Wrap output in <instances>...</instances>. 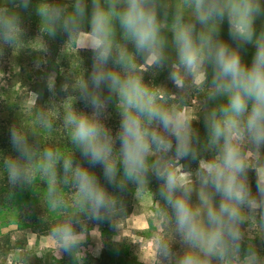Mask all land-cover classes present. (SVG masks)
<instances>
[{
	"label": "clouds",
	"instance_id": "1",
	"mask_svg": "<svg viewBox=\"0 0 264 264\" xmlns=\"http://www.w3.org/2000/svg\"><path fill=\"white\" fill-rule=\"evenodd\" d=\"M30 4L0 2V55L5 47L46 52L43 37L58 30L65 47L92 53L90 72L72 70L59 103L38 105L39 94L29 92L27 121L21 112L10 128L16 154H0V178L33 188L47 214H59L47 232L57 257L83 264L82 245L97 235L87 221L111 220L120 232L126 209L107 184L121 193L132 185L155 204L152 254L141 264H264L252 243L264 240V26L256 29L264 0H37L40 35L25 42L19 9ZM225 21L235 44L220 38ZM245 45L255 48L250 64ZM165 68L175 92L145 79ZM47 89L55 92L54 73ZM113 103L115 135L106 124ZM201 116L203 137L194 127ZM57 129L67 150L55 142Z\"/></svg>",
	"mask_w": 264,
	"mask_h": 264
},
{
	"label": "rangeland",
	"instance_id": "2",
	"mask_svg": "<svg viewBox=\"0 0 264 264\" xmlns=\"http://www.w3.org/2000/svg\"><path fill=\"white\" fill-rule=\"evenodd\" d=\"M36 4L37 0H31L27 10L19 9L25 29V42L34 40L40 35L39 19L35 13ZM260 26H264V18L257 20L256 29L258 30ZM62 35H64V41L59 43L57 69H52L51 64H49L52 43L48 36L43 37L47 47L46 52L25 47L14 53L11 48L5 47L3 54L0 55V154H16L10 143V128L20 121L21 112L27 121L33 107V98L29 92H34V82L40 79L47 80V77L54 73L56 89L54 93L50 92L49 99L44 105L53 102L59 103L64 99L66 93L61 91L58 83L62 82L63 85L70 82L71 71L79 72L80 67L86 72H90L92 53L89 50L77 52L72 44L65 47L68 37L64 32ZM220 38L225 40L226 36H220ZM230 41L231 44H235L231 38ZM31 46L39 47L40 41L32 42ZM254 52L253 45L243 47L241 55L246 63H251ZM38 72L42 73L41 76L38 75ZM145 79L148 82L166 87L172 92L176 91L174 84L168 79L167 68L156 74L148 72L145 74ZM197 102L198 97L194 96L193 104ZM76 107L91 112V108L83 102H78ZM119 121L120 117L114 103L110 104L107 110L106 124L112 129L114 135L119 129ZM194 127L199 130L202 137L205 135L202 116L198 122H194ZM4 136H8L9 139L4 141ZM54 139L61 148L67 150V141L62 130L57 129L54 133ZM76 154L81 157L79 152ZM81 159L83 158L81 157ZM182 163L193 171L198 166V162L191 160L182 161ZM93 171L96 172L101 182H104L102 168L96 166ZM3 178L6 176L0 178V264H76V261L69 254L61 252L59 258L57 257L55 244L47 233L34 232L31 229L32 222L52 220L59 214L55 211L47 214L46 208L39 199L38 192L33 188L26 186L23 191L15 192L14 188L9 186L7 180L5 181ZM150 179V188L156 192L159 182L151 176ZM249 180L253 191H255L254 172H249ZM106 187L110 192L119 194L110 185L106 184ZM129 190L131 192L132 211L128 217L119 221L120 232L113 225V222L104 225L98 224L89 229V233L95 229L97 235L89 234L82 245L84 251L83 264H88L89 257H99L103 253H107L111 257V264H141V260L146 261L151 257L152 234L158 227L154 220L155 204L148 193L136 196L132 185H129ZM31 217L34 218V221ZM117 236H121L122 239L116 240L115 237ZM252 243L264 255V240L257 236ZM174 251H180L178 244L174 245Z\"/></svg>",
	"mask_w": 264,
	"mask_h": 264
},
{
	"label": "trees",
	"instance_id": "3",
	"mask_svg": "<svg viewBox=\"0 0 264 264\" xmlns=\"http://www.w3.org/2000/svg\"><path fill=\"white\" fill-rule=\"evenodd\" d=\"M89 6H90V2H89ZM220 36H224V29L221 27V33ZM227 36H229V30H227ZM230 37V36H229ZM231 38V37H230ZM51 39V45H52V50H51V55L49 56V64H51V68L52 69H57V59L59 58L58 52H59V43L61 41H64V35H62L61 31H57V34L54 37H50ZM41 72H38V75L41 76ZM155 80V79H154ZM59 88H61L62 86V82L58 83ZM33 91L39 94V99L37 100V104L38 105H44L45 103H47L48 99H49V94L50 91L47 89V80H37L36 82L33 83ZM9 138L8 136H4V141H7ZM76 159L81 160V162L87 164V162H85L83 159H81V157H79L76 154ZM5 179V181L7 180V178H3ZM26 186H16L14 188L15 192H21L24 190ZM28 187V186H27ZM39 187V186H38ZM42 187V185H41ZM118 196L122 199L125 209H126V217H128L132 211V205H131V192L129 190V187L127 189V191L125 192H119ZM126 217H124L123 219H125ZM56 218H53L52 220H44L43 222H32V228L34 232H39V233H47L48 232V226L49 223L54 222ZM31 219L34 218L31 217ZM38 220V219H37ZM122 220V219H121ZM108 222H112L111 220H104V221H87V229H91L93 227H95L98 224L104 225ZM88 264H111V257L107 254V253H103L102 255H100L99 257H89L88 259Z\"/></svg>",
	"mask_w": 264,
	"mask_h": 264
},
{
	"label": "flooded vegetation",
	"instance_id": "4",
	"mask_svg": "<svg viewBox=\"0 0 264 264\" xmlns=\"http://www.w3.org/2000/svg\"><path fill=\"white\" fill-rule=\"evenodd\" d=\"M221 27L224 29V36H226L225 41H227L228 43L231 44L230 37L227 36V30H228V24H227V22L224 23V24H222ZM261 27L262 26H260V28L257 30V32H259L261 30Z\"/></svg>",
	"mask_w": 264,
	"mask_h": 264
}]
</instances>
